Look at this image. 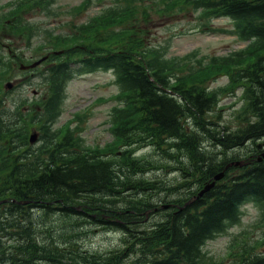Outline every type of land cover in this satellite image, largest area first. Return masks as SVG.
<instances>
[{"label":"trees","instance_id":"1","mask_svg":"<svg viewBox=\"0 0 264 264\" xmlns=\"http://www.w3.org/2000/svg\"><path fill=\"white\" fill-rule=\"evenodd\" d=\"M178 1L197 11L205 27L214 18L229 17L234 22L231 32L250 40L249 46L198 64L167 57L166 50L147 45L142 23L149 22L151 13L146 1L140 5L124 0L125 5L73 24V37H59L77 40L87 49L91 43L94 51L76 58L75 52L69 51L65 61L41 73L50 88L41 116L29 111L22 100L9 106L8 93L1 88L9 68L0 57V200H8L0 205V264H219L203 250L206 242L240 223L242 205L247 201L264 208V161H256L252 170L241 173L237 182L231 180L230 188L207 206L188 208V214L183 215L165 214L150 227L139 224L124 231L123 248L103 252L80 243L88 231L77 217L85 211L77 210L75 204L103 208L107 192L128 185L137 191L148 192L143 189L147 186L161 191V181L133 179L151 171L176 168L182 176L204 181L223 165L220 154L246 140L264 137V0ZM49 6L40 0L27 10L41 8V12L54 15ZM166 10L172 12L173 7ZM118 22H122L119 33L114 30ZM11 25L15 34L33 27L22 19ZM33 34L29 33V40ZM151 52L156 54L148 57ZM72 61L80 66L69 67ZM98 68L114 71L124 97L122 106L113 109L117 145L114 153L95 149L83 155L76 151L80 143L74 144L72 131H52L51 123L63 111L68 81L76 73ZM222 74L228 75L231 88L243 91L244 103L234 130L219 124L216 110L221 93L208 88L209 82ZM35 123L41 125V137L33 147L29 134ZM121 145L128 149L118 155ZM144 146L152 147L156 156L131 155ZM107 153L113 156L105 158ZM123 201L131 209L141 205ZM257 247L242 246L239 258L231 264H264V254L251 252Z\"/></svg>","mask_w":264,"mask_h":264},{"label":"rangeland","instance_id":"2","mask_svg":"<svg viewBox=\"0 0 264 264\" xmlns=\"http://www.w3.org/2000/svg\"><path fill=\"white\" fill-rule=\"evenodd\" d=\"M14 1L17 0H0V15H4L6 12L9 13V5ZM116 1L121 5H125L124 0ZM135 1L137 4H143L141 0ZM84 3L86 4L85 8L79 14H74L78 11L74 9ZM115 5V0H53L50 8L54 11V15L48 16L40 10H36L28 15L26 13L24 16V18L35 23L34 28L38 33L34 39L33 47H27V43L23 39H13L7 30L0 27V55L5 57L4 53L7 52L8 46H10L18 52H24L25 57H31V54H34L35 57L34 51L37 50L41 42H44L42 45H48L43 52L47 53L51 44L45 40L46 29L57 34L72 33L73 24L87 22ZM10 12L12 13V20L22 19L13 11L10 10ZM203 22L204 20L199 19L196 13L189 10L184 15L179 13L161 15L160 17L152 15L149 22L142 23V27L144 28L146 42L149 45L160 48L162 51L166 50L168 57L178 56L193 64H198L199 60L208 62L213 57L226 55L247 46L248 42L230 33L233 30V24L229 19L211 20L209 24L215 27V33L204 32L200 28H196ZM120 25L114 26V29L121 30ZM76 42L78 41L53 39V43L57 44L58 47H69ZM191 54L193 56L188 58L187 55ZM11 67V75L13 76L11 81L20 83V85L12 90L9 104L12 105L16 98L21 96L28 97L30 100L40 98L42 94L37 78L30 76V73H20L15 66L11 65ZM115 79L113 72L102 70L74 77L66 87L63 113L56 126L60 127L69 121L72 127L80 128L77 133L83 137L85 143L90 145H104L111 141L113 135L109 130L108 118L112 108L119 103L117 101L119 87ZM227 81V77H219L213 81L212 87H220L226 84ZM30 82L31 84H29ZM241 105L240 90L236 91V96H224L220 102L222 110L220 111L221 119L218 120L219 124L230 125L231 129L236 128L235 115ZM262 142H264V138L257 140L256 143ZM239 151H243V149L236 152ZM142 153L139 152V154ZM156 175L163 176L165 180H172L178 174L169 173L165 177V173L160 172ZM84 229L93 231L81 240L85 247L92 250L105 252L121 244L123 237L121 232H109L91 224L85 226ZM263 235L264 210L256 202L247 203L244 206L241 222L208 243L206 247L210 253L208 255L227 257L226 253L230 249L229 243L231 241L235 239L241 241V238L255 241Z\"/></svg>","mask_w":264,"mask_h":264},{"label":"flooded vegetation","instance_id":"3","mask_svg":"<svg viewBox=\"0 0 264 264\" xmlns=\"http://www.w3.org/2000/svg\"><path fill=\"white\" fill-rule=\"evenodd\" d=\"M188 180H189V182L184 186L183 192L178 193L179 196L181 195L182 197L174 196L172 199V198H170L171 194H169V193H165L166 196H164V197H162L160 194V195H158L159 196L158 198H154L151 201V203L149 204V207H147V209L144 211L142 210L141 207L136 206L135 209H131L130 212L125 213V205L120 204V205L116 206V208H118V214L112 213L113 208L110 205V207H108L107 209H104V211H102V213L101 212H100V214L94 213L92 215L94 216L95 219H98L99 221L103 222L105 226L111 227L112 225H116V226L123 227L125 229H132L134 226L139 225V224L152 225L153 222L155 221V217L161 213V210L162 209L167 210V209H169V207H172V205L177 206L174 209V213H176V214H184V213H186L187 209L191 208V207H192V210H194L196 206L200 207L203 205L202 207H204L203 203L205 201L203 199L197 198L199 185H197L196 182H194L193 177H190ZM131 188L132 187H128V189L126 191H120L119 197L121 199L123 196L138 197L142 194V193H138L134 190H131ZM187 200H188V202H187ZM189 204H190V206H189ZM99 215H101V217L97 218ZM128 215L133 216L131 221H129L126 218ZM143 215H146L145 219L140 218Z\"/></svg>","mask_w":264,"mask_h":264},{"label":"water","instance_id":"4","mask_svg":"<svg viewBox=\"0 0 264 264\" xmlns=\"http://www.w3.org/2000/svg\"><path fill=\"white\" fill-rule=\"evenodd\" d=\"M39 62H40V61H39ZM39 62L35 63V64L32 65V66H35V65L38 64ZM9 87H11V85H10ZM37 138H38V134H37V133H33V134L31 135V142H35V141L37 140ZM260 146H261V145H260ZM263 155H264V154H263ZM239 163H241V162H237L236 164H239ZM223 175H224V172H221V173H219V174H217V175L215 176V179H220V178L223 177ZM213 185H214V183L207 185V187L203 190V192L209 190Z\"/></svg>","mask_w":264,"mask_h":264},{"label":"bare ground","instance_id":"5","mask_svg":"<svg viewBox=\"0 0 264 264\" xmlns=\"http://www.w3.org/2000/svg\"><path fill=\"white\" fill-rule=\"evenodd\" d=\"M188 187H189V186H188ZM194 193H195V192H194ZM180 194H181V193H180ZM178 195H179V194H178ZM184 196H185V195H184ZM186 198H187V197H186ZM182 201H183V200H182ZM187 202H188V200H187ZM174 203H175V202H174ZM177 203H178V202H177ZM183 203H184V202H183ZM198 203H199V202H198ZM200 203H201V202H200ZM209 203H210V202H209ZM209 203H208V204H209ZM203 204H204V203H203ZM181 205H182V204H181ZM191 205H192V204H191ZM201 205H202V204H201ZM183 206H184V205H183ZM189 206H190V204H189ZM175 207H177V206H175ZM191 208H192V207H191ZM197 208H198V207H197ZM182 210H183V209H182ZM152 213H153V212H152ZM152 213H151V214H152ZM181 213H182V212H181ZM154 217H155V216H154ZM219 236H220V234H219Z\"/></svg>","mask_w":264,"mask_h":264}]
</instances>
